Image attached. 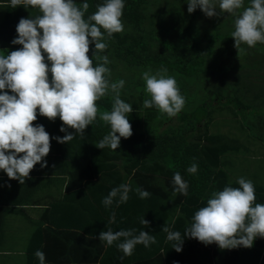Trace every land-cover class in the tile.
Instances as JSON below:
<instances>
[{"label":"trees","instance_id":"16d2710c","mask_svg":"<svg viewBox=\"0 0 264 264\" xmlns=\"http://www.w3.org/2000/svg\"><path fill=\"white\" fill-rule=\"evenodd\" d=\"M172 1L124 0V31L113 34L111 39L105 33L108 48L99 55L108 56L109 79L125 81L121 99L133 107L127 117L132 135L127 139L121 137L119 148L96 147L111 130L99 116L85 129L83 137L77 135L69 143H58L55 138L66 134L60 131L63 122L59 117L52 121L37 112L34 126L43 125L51 137L47 157L55 159L62 171H76L75 186L70 187L67 198L76 204L77 214L74 220L72 217L73 222L66 223V231L61 229L60 243L55 249L44 253L45 264H264V237H257L251 248L235 249H220L215 243L205 245L185 237L182 251L177 252L173 249L176 242L168 241L167 233L162 231L163 226H168L183 235L195 212L207 205L211 193L226 186L239 187L240 177L256 178V203L264 204V136L259 135L255 145L248 146L244 141L254 131L264 129V92L253 87L264 84L259 71L264 65L257 60L258 54L264 58V44L249 47L242 43L243 51L235 47L231 34L243 9L235 15L219 13V0H215L218 15L201 21L199 17L205 13L200 8L189 13L187 0H177L175 6L166 7ZM74 2L78 6L89 4L87 19L105 0ZM249 5L250 0H244V7ZM0 7L9 9L7 22H0V54L6 55L22 48L12 43L18 38L16 28L20 19L35 18L40 12L25 5L12 8L10 0H0ZM44 55L48 62L47 54ZM89 56L96 64L94 44L90 45ZM162 66L168 69V76L176 79L179 89L183 86L180 93L185 105L175 117L155 106L143 105L151 97L142 73L155 74ZM200 77L206 80L195 84ZM190 80L194 88H207L209 83L219 89L232 85L234 92L220 91L219 98L195 105L196 95L190 94L187 87ZM112 102L109 93L97 105L101 111H111ZM227 108L230 115L225 125L236 124V128L231 134L224 133V127L216 132L220 120L215 112ZM67 132L75 135L74 129L68 128ZM232 156L238 158L234 166ZM193 163L198 171L190 174L187 169ZM177 171L189 185L187 196L173 194V176ZM123 183L132 187L129 200L118 207L114 202L106 208L102 200ZM136 188L151 195L141 199ZM113 212L116 222L110 224ZM142 219L148 225L142 224ZM109 227L114 232L135 229L134 234L144 230L155 235L157 242L149 247L137 245L132 255L126 256L118 248L123 238L111 246L99 240L100 232ZM32 258H36L35 254Z\"/></svg>","mask_w":264,"mask_h":264},{"label":"clouds","instance_id":"9594fccd","mask_svg":"<svg viewBox=\"0 0 264 264\" xmlns=\"http://www.w3.org/2000/svg\"><path fill=\"white\" fill-rule=\"evenodd\" d=\"M188 12L200 8L206 16H217L215 0H187ZM31 6L39 10L35 18H21L16 31L18 38L13 44L22 48L9 54H0V170L10 179L24 184L37 163L50 152L49 133L43 125H35L37 112L54 121L57 117L63 122L61 132L56 137L58 143H69L77 135L83 137L85 129L99 116L110 125V132L96 145L99 149L110 147L116 150L121 137L132 135L128 115L133 112L130 103L121 99V89L125 81L112 82L109 77L108 56L99 55L108 48L105 42L113 34L124 31L122 22L124 0H105L97 10L85 19L89 4L78 6L74 0H10V6ZM231 37L235 47L240 45L255 47L264 44V0H250L244 7V0H219V13L235 15ZM101 29L104 31L102 32ZM94 44L97 63L89 56L90 45ZM47 54V61L45 55ZM168 69L161 67L155 74L142 73L146 92L150 99L143 102L145 108L155 106L169 117H175L184 107L185 98L181 95L177 81L167 75ZM51 73V79H49ZM12 94H9V91ZM111 93V111H101L97 101ZM66 126V127H65ZM75 130V135L67 129ZM46 161L41 167H46ZM198 166L193 163L187 172L195 174ZM239 187L226 186L222 191H214L207 205L195 212L192 223L183 235L163 226L168 241H175L173 249L182 251L184 238H194L209 245L215 243L220 249L251 248L257 237H264V204L256 203L255 187L251 180L240 177ZM174 191L188 195V183L180 172L173 176ZM132 191L130 184L123 183L113 188L102 200L107 208L115 202L120 204L129 200ZM141 199L151 194L141 188L135 190ZM115 212L109 223H115ZM148 225V221L141 220ZM101 231L99 240L108 246L121 240L118 248L130 256L137 245L149 247L155 244V235L141 230ZM35 256L40 264H45L44 252L37 250Z\"/></svg>","mask_w":264,"mask_h":264},{"label":"crops","instance_id":"0c3cea01","mask_svg":"<svg viewBox=\"0 0 264 264\" xmlns=\"http://www.w3.org/2000/svg\"><path fill=\"white\" fill-rule=\"evenodd\" d=\"M0 9V22H7L9 9ZM45 161L47 166L42 168ZM41 163L23 185L0 170V264H38L39 259L32 258L35 252L55 249L61 229L77 214L76 204L67 198L70 187L75 186L74 168L62 171L47 156ZM251 181L257 189L256 178Z\"/></svg>","mask_w":264,"mask_h":264},{"label":"rangeland","instance_id":"374dc122","mask_svg":"<svg viewBox=\"0 0 264 264\" xmlns=\"http://www.w3.org/2000/svg\"><path fill=\"white\" fill-rule=\"evenodd\" d=\"M176 2H177V0H173L171 3H168L167 5H166V7H169V6H175L176 5ZM1 10V9H0ZM2 14H1V12H0V20H2L3 19V16H1ZM200 18V20L201 21H203V19H205V18H208L206 15L205 16H200L199 17ZM233 26H232V23H230V24H228V28H232ZM218 45V44H217ZM241 59H242V57H241ZM258 63L259 64H261L262 66L264 65V58H262L259 54H258ZM256 60V61H257ZM229 65H231V64H229ZM260 71V74H261V76L262 77H264V69H261V70H259ZM258 72V71H257ZM258 74V73H257ZM259 75V74H258ZM253 76L254 77H256L255 76V74L253 73ZM201 80H203V81H205L206 79H202L201 77H200V80L199 79H196L195 80V84H198L199 82H201ZM263 83H264V81H262ZM208 86L209 87H207V88H205V86H198L197 88H194V87H192L191 86V80L187 83V87H188V89L190 90V94H195L196 96H195V101H193V104H195V105H199L201 102H203L204 100H210L212 97H214V98H219L220 97V95H218L219 94V92L220 91H223V92H225V91H232V92H234V88H233V86L231 85V86H228V87H225V88H218L216 85H213V84H211V83H209L208 84ZM238 87V86H237ZM236 87V88H237ZM253 87H255L254 89L257 91L258 90V88H260V90L259 91H262V92H264V84H262V85H260V86H256V85H254ZM183 88V86L182 85H180V89H182ZM242 89V88H241ZM214 90V92L213 93H211L212 91ZM254 90V91H255ZM258 91V92H259ZM252 92V91H251ZM189 94V95H190ZM256 95V93H252V96H255ZM210 107V106H209ZM184 111V110H183ZM263 111H264V109H263ZM229 112H230V110H229V108H227V111H225V110H217L216 112H215V115H219V120H220V128L219 127H215L216 128V132L217 131H219L221 128H223V131H224V133H226V134H231L234 130H235V126H236V124L235 125H229V124H226L225 125V123H227V121H228V119H229ZM262 112V111H261ZM225 125V126H224ZM215 128L213 127L212 129H213V131H215ZM259 135H262V136H264V129H260V131H254V134H251V137L247 140V138L245 137V139H244V141H245V143H246V145H250V144H253L254 143V145H255V143L256 144H258L259 143V140H260V138H259ZM232 160H233V162L231 163V166H234V164H235V162L238 160V158L237 157H233L232 156ZM70 167V166H69ZM251 167H253V165L251 166ZM257 167V166H256ZM259 167V166H258ZM46 174H50V175H52L51 173H46ZM60 176H63V175H60ZM67 177H69V175L67 176ZM248 180H251V178H248Z\"/></svg>","mask_w":264,"mask_h":264}]
</instances>
